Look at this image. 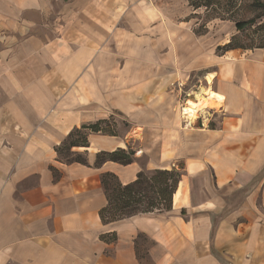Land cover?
<instances>
[{
	"label": "crops",
	"instance_id": "1",
	"mask_svg": "<svg viewBox=\"0 0 264 264\" xmlns=\"http://www.w3.org/2000/svg\"><path fill=\"white\" fill-rule=\"evenodd\" d=\"M195 12L0 0V264H264V48L218 51ZM209 88L223 103L182 116ZM102 120L118 131L84 130L71 152L85 163L59 157ZM119 148L132 162L98 161ZM180 166L170 211L102 221L104 173L128 184Z\"/></svg>",
	"mask_w": 264,
	"mask_h": 264
},
{
	"label": "trees",
	"instance_id": "2",
	"mask_svg": "<svg viewBox=\"0 0 264 264\" xmlns=\"http://www.w3.org/2000/svg\"><path fill=\"white\" fill-rule=\"evenodd\" d=\"M189 4L194 9L201 7V5L194 6L193 3ZM254 4L258 8L264 9L263 1L254 0ZM256 22L257 19L253 17L245 21H237L235 26L238 31H244ZM261 26L263 25L261 24ZM235 39L236 36H233L228 43L220 45L217 48L218 51L225 52L231 49L244 48L239 45H234L233 42ZM257 48H264V44ZM110 126L112 125L106 120L98 121L91 125H84L81 129L72 132L69 139L62 146L68 144L69 152H71L73 146H85L87 137L84 130L116 134L115 129H110ZM60 147L57 149L58 155ZM72 154L75 158L62 160L66 162H86V159L81 154ZM133 159V152L122 148L98 155V161L113 160L122 164H128ZM182 171L183 166H180V169L154 170L149 173L141 172L138 174L136 180L128 184H122L114 173H104L101 177V182L108 203L100 211L102 221L105 223L115 222L137 214L170 211L172 209L173 195L180 182Z\"/></svg>",
	"mask_w": 264,
	"mask_h": 264
},
{
	"label": "rangeland",
	"instance_id": "3",
	"mask_svg": "<svg viewBox=\"0 0 264 264\" xmlns=\"http://www.w3.org/2000/svg\"><path fill=\"white\" fill-rule=\"evenodd\" d=\"M261 1L264 2V0ZM187 2L193 3L194 6L201 5V7L195 9L194 14L188 17L196 23L198 32L215 35L219 31L220 41L224 40L225 43L236 36L233 44L244 47L238 48L242 50L255 49L264 44V9L258 8L254 4V0H187ZM253 17L257 19L256 23L244 31L237 30L235 26L237 21H245ZM120 123L122 125L121 129L128 128L126 121L120 120ZM110 129L118 131L113 126H110ZM67 145L59 148V157L64 160H71L75 157L69 152Z\"/></svg>",
	"mask_w": 264,
	"mask_h": 264
},
{
	"label": "bare ground",
	"instance_id": "4",
	"mask_svg": "<svg viewBox=\"0 0 264 264\" xmlns=\"http://www.w3.org/2000/svg\"><path fill=\"white\" fill-rule=\"evenodd\" d=\"M209 79L211 82L212 77L209 76ZM222 103V98L215 91L209 88L206 89L203 94H196L194 98L188 99L183 116L188 117L191 120L198 117L200 110H204L208 107L219 106Z\"/></svg>",
	"mask_w": 264,
	"mask_h": 264
},
{
	"label": "built area",
	"instance_id": "5",
	"mask_svg": "<svg viewBox=\"0 0 264 264\" xmlns=\"http://www.w3.org/2000/svg\"><path fill=\"white\" fill-rule=\"evenodd\" d=\"M190 97H188V98H186L185 100H184V105L182 106V114L184 113V110H185V105L188 103V99H189Z\"/></svg>",
	"mask_w": 264,
	"mask_h": 264
}]
</instances>
